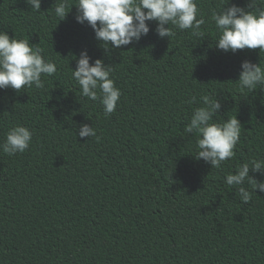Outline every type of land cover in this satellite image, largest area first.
Wrapping results in <instances>:
<instances>
[{"label": "trees", "instance_id": "trees-1", "mask_svg": "<svg viewBox=\"0 0 264 264\" xmlns=\"http://www.w3.org/2000/svg\"><path fill=\"white\" fill-rule=\"evenodd\" d=\"M219 3L197 0L203 37L173 28L160 38L146 22L138 42L106 50L74 6L58 21L54 0H41V12L0 0V31L38 44L57 66L41 89H0V144L15 125L33 132L23 153L0 150V264H264V192L245 184V204L225 183L264 159V92L235 83L241 62L264 64V50L215 47L209 8ZM81 51L112 66L121 97L110 115L71 77ZM205 95L221 102L214 120L236 115L242 126L220 168L195 160L196 138L183 133ZM81 124L96 135H76Z\"/></svg>", "mask_w": 264, "mask_h": 264}, {"label": "clouds", "instance_id": "clouds-1", "mask_svg": "<svg viewBox=\"0 0 264 264\" xmlns=\"http://www.w3.org/2000/svg\"><path fill=\"white\" fill-rule=\"evenodd\" d=\"M26 2L36 12H41V0ZM54 4L53 12L58 21L64 20L74 6L75 21L86 22L106 50L109 45L119 49L138 42L150 30L146 22H155L156 34L168 40L175 35L173 28L204 36L201 27L206 20L197 0H73L71 3L70 0H54ZM209 20L216 29L217 49L232 53L246 48L264 50V0H249L244 7L231 0H220L218 5L209 8ZM44 51L38 44H30L29 39L10 38L6 31H0V89L19 92L25 87L43 88L42 75L52 76L57 71L56 64L45 58ZM90 59L86 51H81L75 69L70 68L71 77L79 85L82 97L99 101L104 114L110 115L116 110L121 91L111 78L112 66L105 65L101 59L90 63ZM240 69L235 82L240 90L264 92V64L244 60ZM220 108L221 102L216 96H202L200 106L192 110L183 128L185 136L196 138L193 158L214 168H220L224 161L235 156L234 149L242 130L236 115L222 121L214 120ZM75 134L89 138L96 132L92 126L81 124ZM32 137L29 128L15 125L5 133L0 150L8 155L23 153L29 148ZM250 170L264 174V159L252 158L241 164L235 173L225 176L228 186H238L239 198L245 204L251 200V192L245 184L252 191L264 192V180L254 179L249 175Z\"/></svg>", "mask_w": 264, "mask_h": 264}]
</instances>
